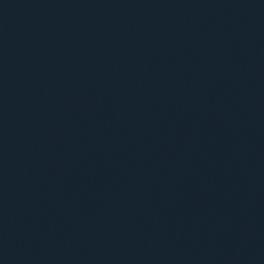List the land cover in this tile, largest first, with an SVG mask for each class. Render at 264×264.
Segmentation results:
<instances>
[{"label": "water", "instance_id": "95a60500", "mask_svg": "<svg viewBox=\"0 0 264 264\" xmlns=\"http://www.w3.org/2000/svg\"><path fill=\"white\" fill-rule=\"evenodd\" d=\"M0 264H264V0H0Z\"/></svg>", "mask_w": 264, "mask_h": 264}]
</instances>
